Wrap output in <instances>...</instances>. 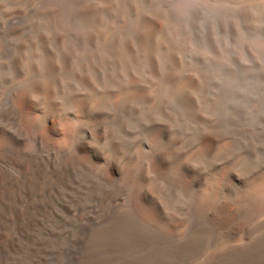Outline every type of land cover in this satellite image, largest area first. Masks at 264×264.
Segmentation results:
<instances>
[{
  "label": "bare ground",
  "instance_id": "bare-ground-1",
  "mask_svg": "<svg viewBox=\"0 0 264 264\" xmlns=\"http://www.w3.org/2000/svg\"><path fill=\"white\" fill-rule=\"evenodd\" d=\"M69 1L46 0L26 23L30 31L21 41L20 54L0 56V82L22 68L24 54L30 55L37 73L33 81L11 90L5 109L0 106V264H33L45 253L56 256L50 264H100L107 259L96 254L100 250L126 257L146 246L152 247L149 253L126 257L120 264H169L194 258L205 249L204 264H264V232L250 237L264 228V219L258 220L264 217V179L244 188L239 185L264 163V137L249 134L264 121L263 101L251 122L236 119L233 126L201 131L228 105L218 99L212 108L204 104L205 94L225 69L241 64L239 57L246 56L256 68L253 74L264 73V0H235L236 8H230L235 18L220 22L218 44L213 24L211 28L204 21L198 7L206 0L158 1L139 15L136 33L121 30L110 41L100 33L122 10L139 7L144 0H76V6L67 8ZM188 7L195 9L192 21L175 24L178 13ZM59 11L60 24L53 29L50 19ZM61 34L72 39L66 50L44 47L47 37ZM188 36L194 38L192 45L186 43ZM99 37L107 45L95 50ZM187 56L198 58V63L183 68L180 61ZM153 81L160 87L151 111L146 106L151 98L147 86ZM255 90L243 87L237 98L245 101ZM69 109L74 114L62 118ZM82 117L91 123L83 124ZM146 128L152 150L132 149L131 134ZM60 130L63 142L53 143ZM225 135L232 141H222ZM258 150L263 153L255 159ZM242 152L244 159L221 171V163ZM76 199L79 206L102 200L106 210L101 224L74 228L77 246L73 239L54 238L78 219L68 215V203ZM19 214H26L27 222L14 223L20 231L6 250L3 237L11 233ZM67 246L74 250L69 258L56 254ZM30 252L33 259L26 261Z\"/></svg>",
  "mask_w": 264,
  "mask_h": 264
},
{
  "label": "rangeland",
  "instance_id": "rangeland-1",
  "mask_svg": "<svg viewBox=\"0 0 264 264\" xmlns=\"http://www.w3.org/2000/svg\"><path fill=\"white\" fill-rule=\"evenodd\" d=\"M18 1V2H17ZM26 1V2H25ZM31 1V2H30ZM39 1V2H38ZM46 0H0V56L4 55L7 58H13L15 56H18L20 54L21 51V41L23 39V37H25L29 31H30V26L28 24H26L27 22H29L31 20V17L33 14H35L36 12H38L42 6L45 4ZM158 1H163V2H168L169 4L173 2V4H180V2L182 0H155L151 1V0H144L141 3H139V7L137 4H135L131 9H125L122 10L120 12V14L117 16H115L113 18V20H111L110 25L108 27H106V29H104L100 34V36L103 38L106 34V36L104 37L105 40L104 41H110V39L112 38V34L118 33L121 30H126V29H132L131 32L136 33L140 27L138 24H140V19L142 17V15L145 13V11L148 8H152L156 2ZM172 1V2H170ZM216 1V2H215ZM21 2V3H20ZM25 2V3H24ZM33 2V3H32ZM35 2V3H34ZM38 2V3H37ZM222 2V4H221ZM228 4H227V3ZM232 2V3H230ZM68 7H74L76 6L77 2L76 0H72L71 2H68ZM153 3V4H150ZM235 0H206L203 3H199L198 7L200 9H202L203 11V19L204 21H207V23L211 26L212 28V24H213V28L215 29L213 31V28L211 29L212 32V36H214L213 39H218L219 38V24L221 21H227V20H232L235 18V13L236 11H234L233 9L230 8H236V3ZM8 4V5H7ZM13 4V5H12ZM72 4V5H71ZM214 4V5H212ZM230 4V5H229ZM234 4V5H232ZM4 5V6H3ZM21 5V6H20ZM33 5V6H32ZM143 5V6H142ZM208 5L210 7H208ZM212 5V6H211ZM229 5V6H228ZM6 6V7H5ZM12 9H11V7ZM231 6V7H230ZM9 7V8H8ZM25 7V8H24ZM28 7V8H27ZM38 7V8H37ZM2 8V9H1ZM23 8V11H22ZM145 8V9H144ZM209 8H211V11ZM28 9V11H27ZM209 9V10H208ZM227 9V10H226ZM138 10V11H137ZM208 10V11H207ZM194 11L195 9L192 7H188L185 10L181 11L180 13H178V15L175 18V24H178V22L181 21H185V22H191L192 21V17L194 15ZM205 11V12H204ZM210 11V12H209ZM16 12V13H15ZM25 12V13H24ZM27 12V13H26ZM135 13V14H134ZM184 13V14H183ZM210 13V14H209ZM9 14V15H8ZM14 14V15H13ZM27 14V15H26ZM127 14V15H126ZM228 14V15H227ZM232 14V15H230ZM16 15V16H15ZM137 15V16H136ZM141 17H140V16ZM9 16V17H8ZM129 16V17H128ZM4 17V19H3ZM25 17V18H24ZM30 17V18H29ZM137 17V19H136ZM205 17V18H204ZM216 17V18H215ZM228 17L230 19H228ZM50 19V26L53 29H57L59 24H60V19H61V14L60 11L54 15L53 17L51 16ZM117 18V19H116ZM185 18V19H184ZM191 18V19H190ZM224 18V19H223ZM183 19V20H182ZM188 19H190L188 21ZM56 20V21H55ZM120 20V21H119ZM124 20V21H122ZM134 20V21H133ZM179 20V21H178ZM55 21V22H54ZM127 21V23H126ZM14 22V23H13ZM59 22V24L57 23ZM215 22V24H214ZM4 23V24H3ZM7 23V24H6ZM22 23V24H21ZM2 24V25H1ZM54 24V25H53ZM218 24V25H217ZM127 25V26H126ZM214 25H216L214 27ZM238 26V24H236ZM17 26V27H16ZM22 26V27H21ZM56 26V27H55ZM115 29H114V27ZM117 26V27H116ZM55 27V28H54ZM129 27V28H128ZM135 27V28H134ZM110 30H109V29ZM113 29V30H112ZM5 30V31H4ZM8 30V31H7ZM107 30V31H106ZM119 30V31H118ZM137 30V31H136ZM106 31V32H105ZM135 31V32H134ZM110 35H109V33ZM4 33V34H3ZM21 33V34H20ZM103 33V34H102ZM10 37V38H9ZM19 37V38H18ZM55 39H54V38ZM62 37V38H61ZM68 37V38H67ZM108 37V38H107ZM110 37V38H109ZM236 39L239 40L240 38V34H236L235 35ZM15 38V39H14ZM51 38V39H50ZM66 38V41H65ZM192 38V39H191ZM2 39V40H1ZM51 40V41H50ZM62 40H63V44H62ZM68 40V42H67ZM100 37L96 38L95 42L93 43V47L95 48V50L99 49L100 47H104L106 46L104 43L101 42ZM192 40V41H191ZM55 41V42H54ZM70 41V42H69ZM191 41V42H190ZM18 42V43H16ZM50 42V43H49ZM99 42V43H98ZM194 42V38L193 36H188L186 43L188 45H192ZM224 43H227V40H223ZM54 43V44H53ZM65 43V44H64ZM96 43V44H95ZM50 44V45H49ZM67 44V45H66ZM72 44V39L69 37V35L67 34H61L59 36H50L47 37L46 41L43 42L44 47H46L48 50H53V49H60V50H66V48H68L70 45ZM216 44H218V41L216 40ZM9 45V46H8ZM15 45V46H14ZM47 45V46H46ZM64 45V46H63ZM99 45V47H98ZM101 45V46H100ZM51 46V47H50ZM66 46V47H65ZM53 47V48H52ZM55 47V48H54ZM98 47V48H97ZM19 49V51H18ZM6 51V52H5ZM8 52V53H7ZM17 52V53H16ZM84 52V53H83ZM83 55L88 53V48H84L81 52ZM13 55V56H12ZM30 55H22L21 57V65L22 68L20 70H18L15 73H12L10 75H8L7 77H5L3 80H1L0 82V94L3 92L4 95H0V106L4 107V109L7 107V100L5 101V99L9 100V95L12 89L19 87L27 82H31L35 79V75L37 74L33 65L31 64V59L29 57ZM37 58L40 59V57L42 56L41 54H36ZM25 57V58H24ZM245 57V58H244ZM27 58V59H26ZM184 60L180 61V65L183 66V68H191L192 66H194L195 64L198 63V61L196 59V57H184ZM206 58V57H205ZM239 59L241 60V64L240 63H235L233 65H231L230 67H228L227 69H225L222 74H220V80L215 84V86L213 87L212 91L208 92L205 94V102L204 104H208L206 105L208 108H212L213 106L217 105L220 101H226L228 105H226L223 108V112H219V113H214V115L212 117H210L207 126L205 128H202V133H211L215 130V128L218 127V125H222L223 127H230L233 126L234 122L237 121L238 119H242L245 120L247 122H251L253 121V119L256 117V115L258 114L259 110H260V106L262 104H264V73L260 74H253L256 71L255 66L250 64V61L247 59L246 56H241L239 57ZM248 60V61H247ZM26 61V62H25ZM28 61V62H27ZM186 61V62H185ZM207 59L204 60V62H206ZM247 61V62H246ZM186 64V66L183 65ZM249 62V64L246 63ZM24 65H23V64ZM24 66V67H23ZM31 66V68H30ZM245 66V67H244ZM247 66V67H246ZM24 68V69H23ZM232 69V71H231ZM250 69V70H249ZM28 70V72L26 71ZM244 70V71H243ZM255 70V71H254ZM25 71V72H24ZM34 71V72H33ZM231 71V72H230ZM24 72V73H23ZM249 72V73H248ZM36 73V74H35ZM231 75H230V74ZM245 76H243V74ZM34 74V76H33ZM19 75V76H18ZM27 75V76H25ZM249 75V76H248ZM25 76V77H24ZM229 76V77H228ZM229 79H227V78ZM247 77V78H246ZM258 79H257V78ZM10 78V79H9ZM15 78V79H14ZM20 78V79H19ZM26 81H25V80ZM227 79V81H226ZM257 79V80H256ZM13 80V81H12ZM16 80V81H15ZM248 80V81H247ZM261 80V81H260ZM24 81V82H23ZM224 81V82H223ZM237 81V82H236ZM227 82V83H225ZM245 82V84H244ZM262 82V83H260ZM10 83L12 85H10ZM249 83V85H248ZM7 84V85H6ZM219 84V85H218ZM262 84V85H261ZM5 85V86H4ZM159 85V86H158ZM221 85V86H220ZM224 85L225 88H224ZM229 85V86H228ZM260 85V86H259ZM156 86V87H154ZM218 86V88H217ZM5 87V88H4ZM151 87V88H150ZM158 87H160V82L159 81H153L151 82L148 86H147V91L150 92L151 94V98H149L148 103L146 104L147 108L150 109L151 111L155 109L156 105H157V100L159 99V96L157 95V90L159 89ZM223 87V88H222ZM228 87V88H227ZM244 88H255V92L252 93L248 99H246L245 101H240L237 98V92L243 90ZM257 87V88H256ZM217 88V89H215ZM258 89V90H257ZM2 90V91H1ZM5 90V91H4ZM215 90V91H214ZM224 90V91H223ZM259 92V93H258ZM9 93V94H8ZM217 93V94H216ZM257 93V95H256ZM156 94V95H155ZM211 94V95H210ZM213 94V95H212ZM263 94V96H262ZM233 95L235 96V98L233 97ZM4 96V97H3ZM218 96V97H217ZM253 96V97H251ZM261 96V97H260ZM208 97V98H207ZM221 97V98H220ZM155 98V99H154ZM157 98V99H156ZM215 98V99H214ZM234 98V99H233ZM4 99V100H3ZM218 99V100H217ZM261 99V100H260ZM263 99V100H262ZM207 100V102H206ZM216 100L218 101V103L216 102ZM261 102H260V101ZM3 101L5 103H3ZM150 101V102H149ZM155 101V102H154ZM235 101V102H234ZM249 101V102H248ZM263 101V103H262ZM153 102V103H151ZM229 102V103H228ZM232 102V103H231ZM249 103H251L249 105ZM254 103V104H253ZM262 103V104H261ZM3 104V105H2ZM259 104V105H258ZM257 105V107H256ZM245 106V107H244ZM248 106V108H247ZM259 106V107H258ZM228 107V108H227ZM255 107V108H254ZM250 108V109H249ZM259 108V109H258ZM227 109V110H226ZM229 109V110H228ZM247 111H246V110ZM250 111V112H249ZM254 111V112H253ZM68 112V114H67ZM225 112V113H224ZM248 112V113H247ZM230 113V114H229ZM238 113V114H237ZM250 113V114H249ZM255 113V114H254ZM72 114H74V109H69L68 111H66L63 115L62 118L64 119H68L69 117L72 116ZM141 114V111L140 113ZM245 114V115H244ZM247 114V115H246ZM253 114V115H252ZM226 117H225V116ZM228 115V118H227ZM221 116V117H220ZM239 116V117H238ZM217 117V118H216ZM223 117V118H222ZM230 117V118H229ZM215 118V120H214ZM220 118V119H219ZM225 118V119H224ZM233 118V119H232ZM85 117H82V123L83 124H89L91 123L90 119H87ZM218 119V120H217ZM237 119V120H236ZM250 119V121H249ZM252 119V120H251ZM111 120V119H110ZM222 120V121H221ZM98 121V120H97ZM95 121V122H97ZM100 121V120H99ZM112 121V120H111ZM221 121V122H220ZM226 121V123H225ZM231 122V123H230ZM218 123V124H217ZM225 123V124H224ZM227 124V125H226ZM226 125V126H225ZM213 126V127H212ZM256 128V129H255ZM148 128L144 129V130H138L136 132H133L131 134L132 136V142H131V147L133 148H137V149H142V151L144 152H149L150 150H152V145L149 144L148 142V134H149V130H147ZM255 131H254V130ZM140 131V132H139ZM172 135H176L177 131L173 130ZM62 131L60 130V132L56 133L54 135V138H52V142L53 143H58V142H63V138L65 137L64 134L62 135ZM249 134L251 136L257 137V138H262L264 137V121L263 123L259 124L258 126L251 128L249 130ZM147 135V136H146ZM263 135V136H261ZM60 136V137H59ZM259 136V137H258ZM56 139V140H55ZM186 138L183 137V140H185ZM222 141L229 143L232 141V137L225 135L223 137H221ZM30 142L31 140L27 139L25 140L26 143ZM32 143V144H31ZM143 143V144H142ZM147 143V144H146ZM30 145H33L34 142L31 141L29 143ZM133 145V146H132ZM139 146V147H138ZM149 147V149H148ZM143 148H146L143 150ZM259 151V152H258ZM257 152H255V155L253 156V158H259L262 156L263 151L262 150H258ZM245 155V156H244ZM246 157V153L242 152L237 154L233 159H231L230 161H226L224 163H221V169L223 167V170L226 172L230 166L231 163L233 164H237L239 163V161H241L242 159H244ZM224 165V166H223ZM229 166V167H228ZM262 167V168H261ZM218 173V172H216ZM259 174V175H258ZM262 175V176H261ZM264 163L262 165H260L259 167L255 168L254 171L248 173L247 175H245L244 177H242L239 181V185H241L242 188L246 187L247 185L253 183L255 184L256 182H258L261 179H264ZM253 176V177H252ZM257 177V178H256ZM253 179V180H252ZM253 181V182H252ZM77 202V203H76ZM101 202V204H100ZM90 203V204H89ZM88 204H86L85 206H79L78 204V200H72L70 203H68L69 206V210H68V215L70 217H75L78 215V219L76 221H72V222H68L67 225L60 229L58 232V234H56V236H54V238H59L61 239H73V244L75 243V246H77L78 244V240L79 238L77 236H74V228H79V227H83L87 224H92V225H99L102 222H104V220H106V214H105V206L102 202V200H100L98 202V204H96L95 202H89ZM28 205L27 201H24L22 203V207H26ZM78 205V206H76ZM92 205V206H90ZM72 208V209H71ZM78 208V209H77ZM95 208V209H93ZM76 209V210H75ZM84 209V210H83ZM33 210V209H32ZM96 210V211H95ZM35 211V210H33ZM82 211V212H81ZM88 211V212H87ZM95 211V213H94ZM101 212V213H100ZM75 214V215H74ZM81 215V216H80ZM97 215V216H96ZM84 216V217H83ZM93 216V217H92ZM99 216V217H98ZM18 218L13 219L12 222V230L10 234H5L4 235V241H6L8 244L5 245V249L9 250L11 248V246L15 243V239L13 237L17 236V234L19 233L20 229L18 227L15 226L14 223H22L25 224L27 222V217L26 214H19V216H17ZM261 217V216H260ZM258 220H262L263 218H260ZM103 218V219H102ZM21 219V220H20ZM91 219V221H90ZM99 219V220H98ZM102 220V221H101ZM187 222V221H185ZM86 223V224H85ZM188 223V222H187ZM78 225V226H77ZM15 227V228H14ZM260 229V230H259ZM18 230V231H17ZM65 230V231H64ZM258 230V231H257ZM257 230H255L252 235L250 237H258L259 235H261L264 232V228H258ZM263 230V231H262ZM69 231H71L69 233ZM17 232V233H16ZM257 232V233H256ZM259 232V233H258ZM68 234V235H67ZM67 235V236H66ZM254 235V236H253ZM6 236V237H5ZM77 237V238H76ZM14 242V243H13ZM56 244V240H54L52 242V245ZM7 246V247H6ZM10 246V247H9ZM41 249H44V246H41ZM8 248V249H7ZM66 248V249H65ZM151 246H146L145 248H141L139 250H134L133 252H131L130 256H126L129 258H137V257H141L146 255L147 253H149L151 251ZM68 250V252H66ZM65 251V252H64ZM143 251V252H142ZM206 249L203 250L198 256L194 257V258H190L187 260H183V261H179V262H173V263H169V264H204V253H205ZM64 252V253H63ZM112 252V253H111ZM137 254H136V253ZM33 253L34 252H30L29 255H27L25 257L26 261H32L33 259ZM57 255H61L62 258H69L72 254H74V250L72 248V246H67L64 247L62 250H58L56 252ZM67 254V255H66ZM98 256L101 257H105L107 259H105L103 262H101L100 264H120L123 263L124 261L128 260L124 254L122 252H116L114 250H100L96 253ZM134 254V255H133ZM115 257H114V256ZM118 257H117V256ZM122 255V256H121ZM46 258H45V257ZM43 256V258L41 257V260L38 261H33V264H48L49 262L52 263L55 261L56 256H49V253H45V255ZM203 256V257H202ZM112 257V258H111ZM29 258V259H28ZM32 258V259H31ZM52 258V259H51ZM115 258V259H114ZM120 258V259H119ZM199 258V259H198ZM112 259V260H111ZM48 260V261H47ZM51 260V261H50ZM197 260V261H195ZM113 261V262H112ZM118 261V262H117ZM195 261V262H194ZM199 261V262H198ZM35 262V263H34ZM115 262V263H114ZM182 262V263H181ZM198 262V263H197ZM49 263V264H50Z\"/></svg>",
  "mask_w": 264,
  "mask_h": 264
}]
</instances>
